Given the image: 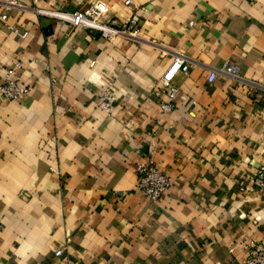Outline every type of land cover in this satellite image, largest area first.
<instances>
[{"label":"crops","instance_id":"crops-1","mask_svg":"<svg viewBox=\"0 0 264 264\" xmlns=\"http://www.w3.org/2000/svg\"><path fill=\"white\" fill-rule=\"evenodd\" d=\"M8 1L0 77L21 61L29 91L0 93V264H238L264 241L250 181L264 163V0H101L106 21L139 20L136 37L111 40ZM175 55L190 68L162 113ZM147 159L171 181L155 201L136 189Z\"/></svg>","mask_w":264,"mask_h":264},{"label":"built area","instance_id":"built-area-1","mask_svg":"<svg viewBox=\"0 0 264 264\" xmlns=\"http://www.w3.org/2000/svg\"><path fill=\"white\" fill-rule=\"evenodd\" d=\"M34 10L37 14L57 19L61 22L68 23L72 28H84L89 31L99 33V36L111 40L120 35L136 37L139 27V20L132 16L124 23L116 20L106 21L104 17L108 12V5L101 0H91L82 10L68 11L46 8L39 6L41 2L53 3L55 0H31ZM126 6L132 5V0H124ZM16 1H8L7 5H15ZM0 19H6V13L0 15ZM121 24V25H118ZM192 20L189 25H193ZM13 32L25 37V31H19L14 27H9ZM94 61L90 62L93 66ZM190 63L183 55H175L168 67L160 77V87L166 95V99L159 104L162 113L171 112L175 107V98L178 94L179 87L174 83V76L178 71L187 72ZM223 69L231 74L236 75L237 69L231 64L225 62ZM22 62L16 61L5 69L4 74L0 77V93L8 100H18L27 94L29 85L21 81ZM215 78V73L211 72L208 81ZM112 96L108 90L104 89L98 99V106L109 112L112 109ZM137 174L136 189L148 197L150 201L159 199L171 184L170 179L161 172L152 159L139 161L135 165ZM251 183L258 187L264 195V163H261L255 170L254 176L250 179ZM62 248L55 250L54 254L60 256ZM238 264H264V241L255 242L248 246L246 255Z\"/></svg>","mask_w":264,"mask_h":264}]
</instances>
